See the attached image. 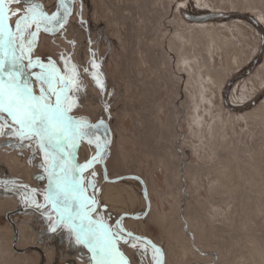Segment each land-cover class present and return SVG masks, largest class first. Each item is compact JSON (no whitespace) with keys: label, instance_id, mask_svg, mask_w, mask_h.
I'll use <instances>...</instances> for the list:
<instances>
[{"label":"rangeland","instance_id":"rangeland-1","mask_svg":"<svg viewBox=\"0 0 264 264\" xmlns=\"http://www.w3.org/2000/svg\"><path fill=\"white\" fill-rule=\"evenodd\" d=\"M9 4L2 82L26 81L39 96L47 85L36 77L46 69L72 81L69 116L86 123L78 146L65 151L80 167L100 161L83 173L88 196L118 195L124 216L145 223L137 240L159 250L164 264H264V0ZM10 121L0 114V264H26L15 252L16 228L43 264H93L53 197L6 193L41 189L38 180L7 176L31 172L26 161L41 162V152L52 159ZM98 128L105 144L94 154L88 135ZM137 198L147 204L141 216L129 210ZM77 211L75 226L94 248Z\"/></svg>","mask_w":264,"mask_h":264},{"label":"snow or ice","instance_id":"snow-or-ice-1","mask_svg":"<svg viewBox=\"0 0 264 264\" xmlns=\"http://www.w3.org/2000/svg\"><path fill=\"white\" fill-rule=\"evenodd\" d=\"M10 2L18 3L19 0H10ZM53 19H58V17ZM34 22L35 17L23 18L21 23L16 25V32L24 31ZM37 28L39 29V25ZM8 31L5 0H0V36L5 35ZM12 39H21V37H12ZM32 39L35 42V36ZM24 58L21 57V59ZM18 67L20 66L16 63L11 64L13 69ZM3 70L4 65L0 62V72ZM45 73L42 77H36L41 84L47 85L46 89H40L42 94L39 96L33 94V89L30 86L21 88L13 83L5 86L0 78V114L10 117L11 124L19 126L24 133V138L33 140L41 148L46 145L54 153L52 157L53 170L60 177V180L56 182L54 197L64 205L69 218H72L73 207L78 209L76 218L81 222V230L87 232L93 228L96 222L92 220L91 212L85 211V209L94 211L96 205L94 200H90L86 196L83 173L100 161L94 157L90 163L83 167H73L68 162V156L73 153L65 150L78 146L79 141L83 139L82 130L86 122L74 120L69 116L71 105L68 92L73 89L66 85L71 84L72 81H66L54 68L46 69ZM19 74L24 75L22 69ZM13 79H18V77L14 76ZM57 87H60L61 91H57ZM45 91L48 95L43 94ZM74 173H80V178L77 179ZM91 187L95 188V185L92 184ZM97 228L99 238L95 251L100 254L98 264H114L111 260L115 252V243L111 239L112 234L103 223H100ZM133 239L137 238L133 237ZM124 243L127 244L128 241L125 240ZM132 246L135 247V244Z\"/></svg>","mask_w":264,"mask_h":264},{"label":"crops","instance_id":"crops-1","mask_svg":"<svg viewBox=\"0 0 264 264\" xmlns=\"http://www.w3.org/2000/svg\"><path fill=\"white\" fill-rule=\"evenodd\" d=\"M22 4V3H19ZM6 7V15L8 14L10 7H12L9 4V0H6L5 2ZM49 15V14H48ZM26 83V81H25ZM103 129H97L96 131H92L91 134H89L88 141L90 145L94 148L93 153L97 154L99 150H102L104 148L105 144V138ZM18 136H20L18 134ZM41 157V162L34 163L33 158L26 161V166L28 168H31L32 171L25 172V176L23 175L22 178L16 177V176H7L10 177L12 182L15 183H23L25 184L27 181L30 182L32 180H38L39 184H42V188H37L34 191L28 192L27 190H24L21 192L20 190L17 191H8L6 189V193L11 194L14 196L15 199H27L26 196L30 195V197L33 200H37L38 202L44 199H49L52 197L54 198V201L56 202V199L54 197V192L51 189V186L54 187L55 180L53 178V175L56 173L53 170V163L52 159H50L47 155H44L42 152L39 154ZM45 156V157H44ZM33 162V165L31 164ZM39 164V165H38ZM45 170V171H44ZM44 171V172H43ZM41 180H43V183H41ZM11 182L10 180L6 181V184ZM44 183H48L47 187L44 186ZM52 183V184H51ZM85 189H86V195L87 198L90 200H94L96 208L94 211L91 209H85V211L91 212V218L93 221H95V225L90 230V237L94 239V251L97 244V240L99 238L98 234V228L97 226L100 223H103V225L110 231L111 239L115 243V252L113 253L111 260L114 262V264H164V260L162 257V254L159 250H153L150 246H148L146 243L141 242L137 239H133V237L141 236V233L139 232L140 226H144V222L135 221L134 219H130L126 216H124L127 212L124 208H127L125 205L120 204V197L116 195V197H111L110 199L103 198L105 196L101 195L98 197L97 195L89 197L87 194L88 189V183L85 182ZM103 189L106 190H113L112 185L105 184L104 186L101 185ZM101 188V190H102ZM11 192V193H9ZM118 192V191H117ZM106 193V192H105ZM26 195V196H25ZM128 198V197H126ZM125 201V196L123 197ZM137 202V207L135 210H131V205L129 207V210L131 211L130 214H133L135 216H141L142 214L146 213L147 210V204L141 203V201H138V198L135 200ZM119 202V203H118ZM113 203V204H111ZM57 204V202H56ZM62 208V207H61ZM64 211V210H63ZM23 215V214H21ZM136 225H135V224ZM139 223V225H138ZM142 224V225H141ZM14 233L16 234V239L14 238L13 244L15 248L16 255H18V258L21 260H26V264H30V261L37 259L36 264H43L44 257L42 253L38 250H33L28 248V243L21 242L20 239V233L18 229H14ZM127 234H131L130 236ZM139 234V235H138ZM127 240L128 243L125 244L124 241ZM135 244V247L132 245ZM27 246V247H24ZM137 248V250H136ZM135 249V250H134ZM96 254H98L95 251ZM135 254V258H134ZM40 258V260H38ZM17 264V263H16ZM85 264V263H84Z\"/></svg>","mask_w":264,"mask_h":264},{"label":"water","instance_id":"water-1","mask_svg":"<svg viewBox=\"0 0 264 264\" xmlns=\"http://www.w3.org/2000/svg\"><path fill=\"white\" fill-rule=\"evenodd\" d=\"M5 2H6V0H5ZM15 84H17L19 87H22V88L25 87V86H30L31 87V85H29L28 83H25V82H19V83H15ZM33 94L36 95L34 90H33ZM44 149L49 152V154H50L51 157H53L54 153H52L47 148L46 145H45ZM67 160H68V162L70 163L71 166H73V167H80L71 158L68 157ZM76 174H77V178L79 179L80 178V173H76ZM83 183H84V187H85V182L83 181ZM69 224H70L71 229L74 231V233L77 235V237L81 240L80 242H82L86 246V248H87V250L89 252L88 255L90 256V261L93 264H98V262H99L100 259L97 258L96 255H94L95 254V251H94V248H93V244L91 243V241L89 240V238L83 236L78 231L77 227L75 226L74 219H73V212H72V218H69Z\"/></svg>","mask_w":264,"mask_h":264},{"label":"bare ground","instance_id":"bare-ground-1","mask_svg":"<svg viewBox=\"0 0 264 264\" xmlns=\"http://www.w3.org/2000/svg\"><path fill=\"white\" fill-rule=\"evenodd\" d=\"M51 11H52V10H51ZM234 64L237 65V66H239V63H238V61H237L236 58L234 59ZM2 77H4V76H0V78H2ZM2 81H3V78H2ZM86 196H87V195H86ZM56 202H57V204L60 205V207H62L63 210H65V209H64V205H63L62 203H60L58 200H56ZM65 212H66V211H65ZM147 229H148V228H147ZM33 238H34V237H33Z\"/></svg>","mask_w":264,"mask_h":264},{"label":"trees","instance_id":"trees-1","mask_svg":"<svg viewBox=\"0 0 264 264\" xmlns=\"http://www.w3.org/2000/svg\"><path fill=\"white\" fill-rule=\"evenodd\" d=\"M48 26L50 27V24H48ZM52 29H55L56 27L54 25H51Z\"/></svg>","mask_w":264,"mask_h":264}]
</instances>
